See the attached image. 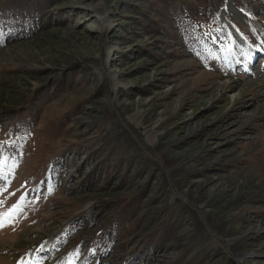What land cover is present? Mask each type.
<instances>
[{"label":"rangeland","instance_id":"1","mask_svg":"<svg viewBox=\"0 0 264 264\" xmlns=\"http://www.w3.org/2000/svg\"><path fill=\"white\" fill-rule=\"evenodd\" d=\"M148 2L0 0V264H264V0Z\"/></svg>","mask_w":264,"mask_h":264},{"label":"trees","instance_id":"2","mask_svg":"<svg viewBox=\"0 0 264 264\" xmlns=\"http://www.w3.org/2000/svg\"><path fill=\"white\" fill-rule=\"evenodd\" d=\"M148 3H154L156 9L163 16V21H166V25L162 24L163 21L156 24L161 31L167 32L168 34L174 33L177 40L188 41L191 37H197L210 45L216 44V41H212L211 38H214L216 28L220 26L217 19V12L225 4V0H149ZM18 11L19 10H17L15 14ZM140 12L145 14L147 11H136V13ZM15 14H13V16ZM148 20L149 19H139L138 22H141L140 24L142 26L146 24V28H148ZM154 27L155 24L151 29H154ZM223 29L226 36L229 38V35H227L229 34V30L226 27H223ZM188 42H190V40ZM33 126L34 124L31 122L29 126L30 131ZM9 174L8 172H3V176L7 177V179H9ZM21 196H19L18 199H20ZM26 200H28V197H26ZM77 258L78 255L73 253L66 258L63 264H69V262H71V264H76V262H78Z\"/></svg>","mask_w":264,"mask_h":264},{"label":"snow or ice","instance_id":"3","mask_svg":"<svg viewBox=\"0 0 264 264\" xmlns=\"http://www.w3.org/2000/svg\"><path fill=\"white\" fill-rule=\"evenodd\" d=\"M3 168V164L0 163V169ZM9 175L14 177V173H10ZM0 179L5 181L3 186H0V193L7 191V187L10 185V180L7 177H4L2 171H0ZM14 195V193H12ZM4 200H0V229H4L6 227H14L18 222L19 219L24 215L25 210V203H26V196H21L18 201L13 204L10 208H4ZM18 264H34L31 257L22 258L18 261ZM71 264V262H69Z\"/></svg>","mask_w":264,"mask_h":264},{"label":"water","instance_id":"4","mask_svg":"<svg viewBox=\"0 0 264 264\" xmlns=\"http://www.w3.org/2000/svg\"><path fill=\"white\" fill-rule=\"evenodd\" d=\"M227 1H230V0H227Z\"/></svg>","mask_w":264,"mask_h":264}]
</instances>
